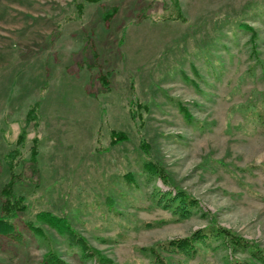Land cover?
Segmentation results:
<instances>
[{
  "label": "rangeland",
  "instance_id": "1",
  "mask_svg": "<svg viewBox=\"0 0 264 264\" xmlns=\"http://www.w3.org/2000/svg\"><path fill=\"white\" fill-rule=\"evenodd\" d=\"M80 1L0 0V264H264L167 248L264 250V0Z\"/></svg>",
  "mask_w": 264,
  "mask_h": 264
},
{
  "label": "trees",
  "instance_id": "2",
  "mask_svg": "<svg viewBox=\"0 0 264 264\" xmlns=\"http://www.w3.org/2000/svg\"><path fill=\"white\" fill-rule=\"evenodd\" d=\"M95 1L97 2L98 0H84V2H86V3H92ZM84 2L83 1L76 2L75 3V7H76L75 12L76 13L71 12L72 14L66 15L65 18L69 20L74 15L80 16L82 14ZM114 11H115L114 8L111 7L109 9V11L103 12L104 20H107L113 14ZM98 78H102V79L106 78V73H104L103 75H100ZM36 111L37 110L34 107L28 109V111L26 112L25 117H24V122H25L24 124H30V123L34 124L35 123ZM258 117L261 118L260 119L261 121L264 120V114H260ZM24 135H25V126L20 128V131H19L18 135L16 136L15 140L19 141V140L23 139ZM14 155H15L14 151L10 150L8 152V154L5 155V157L7 156L8 160H9V158L14 157ZM155 168H156L155 171H157L156 166H155ZM161 178L165 182L166 179L163 176H161ZM6 184L10 185V184H12V182L8 181ZM1 192H8L9 193V190L6 188H2ZM181 194L184 195L183 192H181V191L176 192V195H177L176 197H179L185 201H188L190 199V198H188L189 196H187V195L182 196ZM174 198H175V196H174ZM190 200H192V202H193V199H190ZM180 202H181V200H180ZM188 202H190V201H188ZM176 209L181 211V212H177L175 210V212L178 215H181V216L186 215L185 214L186 212H184V210L182 208H176ZM13 215L14 214H12V216ZM12 216H10V217H12ZM35 217H38V219L40 221H43L47 225L49 224V225L53 226L54 228H58L60 230V232H62V233L65 232L64 230L67 229V227H68L67 224H64V220L62 217L54 216L48 212H38ZM28 224L30 225L32 223H28ZM29 227L34 228L35 226L30 225ZM9 228H10V224H8V222H6V229H9ZM34 229H36V228H34ZM200 231H201V233H199ZM67 234H69V236H72V238H73L72 243H75L76 245H78L83 260L89 259L93 256H97V258H98V254L91 249H87L86 246L84 245V243L80 240V238L75 237V235L71 231H69V233H67ZM208 237H212L213 239L218 238L220 240V244L222 246L229 248L231 252L236 251L238 249V247H244V248L252 249L253 251L250 252L251 255H253V257L255 259L260 260L262 263H264V250L263 249L257 248L255 245L251 244V242H249L247 240L240 239L239 237L234 236L232 233L228 232L227 230L223 229L222 227H219L218 225H214V224H211V225L205 227L203 230H199L198 232H195L193 234V237H189V238L184 237V238H178V239L170 240L168 242L167 248H171L172 252L183 254L184 256H192L199 248V246L195 245V244H197L196 242H199L200 244H204L205 240H207ZM207 242H209V240H207ZM210 243L212 244V241H210ZM205 246H207V243L205 244ZM44 258L46 259L45 261L47 262V264H65L57 258V255L54 252H49L47 255L44 256ZM98 261L101 262L102 260H100L98 258ZM106 261L107 260L104 259L103 263H105ZM162 264H168L167 260L165 259ZM224 264H252V263L250 261L241 260L239 258H233L230 263H228L227 259H225Z\"/></svg>",
  "mask_w": 264,
  "mask_h": 264
}]
</instances>
